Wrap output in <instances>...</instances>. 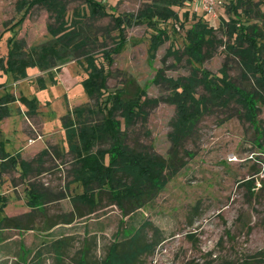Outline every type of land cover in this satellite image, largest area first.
<instances>
[{"label": "rangeland", "instance_id": "374dc122", "mask_svg": "<svg viewBox=\"0 0 264 264\" xmlns=\"http://www.w3.org/2000/svg\"><path fill=\"white\" fill-rule=\"evenodd\" d=\"M22 1L0 0V55H7L13 35L24 38L29 46L50 38L49 12L35 5L24 14L25 7L19 9ZM66 1L70 14L86 6L85 0ZM100 1L116 14L128 17L139 15L152 2ZM220 1L213 12H205L199 1L177 7L180 13L177 21L127 24L126 44L114 55V63L108 68V89L124 87L133 93L141 86L147 89L149 97L174 95L175 90L172 92L165 83L155 82L157 71L161 69L163 75L174 78L188 75L190 63L186 57L180 51L181 59H177L169 50H182L194 13L215 27H220L222 19L228 20L233 12L229 8L232 0ZM256 1L264 4V0ZM261 7L264 9V5ZM186 11L188 17L184 15ZM23 16V22L18 23ZM185 19L188 21L182 22ZM97 24L104 29L108 27L112 36H116L110 17L100 19ZM161 28L167 34L152 61L149 48ZM218 35L222 37L221 30ZM115 43V37H108L107 49ZM97 56L101 61V52ZM225 61L238 84H250L242 76L238 62L233 57L227 58L223 46L202 66L219 74ZM86 76L85 66L77 60L51 72L31 66L27 77L20 80L0 68V101L9 97L11 100L10 117H0V140L5 150L11 154L21 152L23 159L32 162L42 149L48 148V154L31 163L30 174L22 175L21 167L17 166L0 176V223L3 222L0 264H31L38 257L40 264H79L85 243L95 237L97 243L90 246L88 255L91 264L106 256L116 236L122 237L124 230L145 221L159 227L163 237L146 264H264V104L256 125L244 116H232L228 108H212L186 143L192 154L187 157L186 166L153 201L131 217L124 216L116 205H109L111 200L105 197L102 204L105 207L83 218L74 215L72 223L65 222L73 216L72 196L81 189L75 191V184L71 183L75 155L68 148L63 116L78 105L96 104V98H90L83 85ZM28 100L35 102L37 112L32 115L27 112ZM175 115V104L159 103L149 109L146 120L139 119L130 128L128 143L167 156L171 146L170 123ZM30 188L44 193L49 201L30 207L27 203ZM5 217H16L22 228L12 227L14 222L7 227ZM57 221L59 225L51 229L50 225ZM148 230L149 235L153 233ZM59 238H68L62 256L53 248L54 240Z\"/></svg>", "mask_w": 264, "mask_h": 264}, {"label": "trees", "instance_id": "16d2710c", "mask_svg": "<svg viewBox=\"0 0 264 264\" xmlns=\"http://www.w3.org/2000/svg\"><path fill=\"white\" fill-rule=\"evenodd\" d=\"M187 1L152 0L140 10L139 15L130 17L116 14L112 7L108 8L100 0H85V8H77L73 14H70L66 0H23L19 3V9H26L24 14L35 5H41L49 12L47 31L50 38L29 46L24 38L13 35L9 39L7 55H0V68L10 71L15 80H20L27 77L31 66L51 72L77 60L85 66L87 73L83 79L85 90L90 98H96V104L78 105L63 116L68 148L75 155L71 183L75 184V191L81 189L72 196L73 216L66 219V223H72L74 215L83 218L105 207L102 205L105 197H109V205H116L124 216H132L153 201L188 163L187 157L192 154L186 143L202 117L212 108H228L232 116H244L253 125L259 123V110L264 104V9L261 7L264 4L256 0H232L229 8L233 12L228 20L222 19L220 27L210 25L203 16L194 13V21L186 31L182 50H169L177 59H181L182 54L186 57L190 72L174 78L163 75L158 69L155 78V82L165 83L172 92L175 90L174 95L149 97L147 89L141 86H137L133 93L124 87L108 89V68L114 63V55L119 54L126 44L127 24L133 21L151 24L177 21L180 13L176 8L184 7ZM188 14V11L184 12L186 17ZM24 17L18 23L21 24ZM104 17L113 21L116 36H112L108 27L104 29L97 24ZM186 21L188 19L182 22ZM218 30H221L222 37L218 35ZM166 34L167 30L161 28L153 37L149 48L152 61ZM108 37H115L116 42L109 49L106 44ZM221 46L227 58L233 57L238 62L242 76L250 81L249 85L238 84L232 78L227 61L219 74L202 66ZM99 52L103 57L101 61L97 56ZM9 100L10 97L0 101L1 118L10 115ZM22 100L27 99L22 97ZM163 101L176 106V115L171 120L172 129L168 134L171 146L167 156L138 149L128 143L130 128L139 119L146 120L149 109ZM29 103L27 112L32 115L37 110L34 101ZM46 154L47 147L32 160H40ZM32 162L23 159L20 152H7L0 140V176L17 166L21 167L22 175H28L33 170ZM48 201L44 193L29 189L27 203L30 207H37L36 202L44 204ZM5 221L7 227L14 222L12 227L22 228L16 217ZM59 223H52L50 228ZM26 228L31 229L30 226ZM148 228L153 232L150 235ZM162 240L161 229L145 221L140 226L124 230L122 237L116 236L106 256L91 264H146L148 256L154 253ZM67 243L68 238L54 240L53 248L58 256L63 255ZM96 243L95 237L85 243L79 264H90V246ZM38 260L39 257L31 264H40Z\"/></svg>", "mask_w": 264, "mask_h": 264}, {"label": "built area", "instance_id": "2783aa9c", "mask_svg": "<svg viewBox=\"0 0 264 264\" xmlns=\"http://www.w3.org/2000/svg\"><path fill=\"white\" fill-rule=\"evenodd\" d=\"M199 1L205 12H213L220 0H188L187 2Z\"/></svg>", "mask_w": 264, "mask_h": 264}, {"label": "crops", "instance_id": "0c3cea01", "mask_svg": "<svg viewBox=\"0 0 264 264\" xmlns=\"http://www.w3.org/2000/svg\"><path fill=\"white\" fill-rule=\"evenodd\" d=\"M8 108H9V104H8ZM10 110V109H9ZM10 112V111H9ZM10 115H11V113H10ZM10 115L9 116H6V117H4V118H7V117H10ZM21 153V152H20ZM59 225V224H58Z\"/></svg>", "mask_w": 264, "mask_h": 264}]
</instances>
